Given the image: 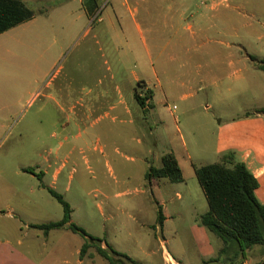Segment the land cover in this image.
Here are the masks:
<instances>
[{
  "label": "rangeland",
  "instance_id": "rangeland-1",
  "mask_svg": "<svg viewBox=\"0 0 264 264\" xmlns=\"http://www.w3.org/2000/svg\"><path fill=\"white\" fill-rule=\"evenodd\" d=\"M21 1L34 11L50 5ZM76 6L0 35V264H109L94 247L80 259L78 234L47 238L31 227L63 217L48 188L69 204L71 223L136 262L123 264H167L165 255L175 264H264V245L218 257L222 242L199 222L207 202L194 172L233 153L257 177L264 206V72L249 59L264 61V0L100 1L104 23L73 16ZM136 80L153 92L143 113ZM78 94L85 108L69 110ZM122 96L144 126L104 115ZM167 153L183 183L145 188L144 169Z\"/></svg>",
  "mask_w": 264,
  "mask_h": 264
},
{
  "label": "trees",
  "instance_id": "trees-1",
  "mask_svg": "<svg viewBox=\"0 0 264 264\" xmlns=\"http://www.w3.org/2000/svg\"><path fill=\"white\" fill-rule=\"evenodd\" d=\"M43 13L40 10L28 9L21 0H0V35L25 22L32 20L36 15ZM259 70L264 72V61H256L249 57ZM145 84L138 82L137 88ZM134 98L139 107L145 112L151 91L145 89L144 98H140L137 89ZM264 114V108L261 110ZM196 179L202 189L207 202L208 210L199 217L202 227L219 239L223 247L218 257L227 254L230 247L236 246L238 253L244 256L245 250L256 245H264V206L255 196L259 188L257 178L248 170L244 163L236 162L234 154L229 153L224 159L213 164L194 167ZM144 179L151 184L152 181L166 179L172 184L183 183V175L175 156L167 153L161 158L158 168L150 167ZM48 193L61 205L63 217L60 221L31 227L41 231L46 237L51 231L67 229L84 238V244L79 252L80 259L88 248L94 247L97 254L109 264H123L119 258L130 263H136L129 257L114 251L103 240L89 236L82 228L71 223L72 210L63 197L47 189ZM164 216L161 208H157L156 222L162 227ZM105 244L106 249L102 247ZM113 256L118 257L115 259ZM210 259L205 263L218 260Z\"/></svg>",
  "mask_w": 264,
  "mask_h": 264
},
{
  "label": "crops",
  "instance_id": "crops-1",
  "mask_svg": "<svg viewBox=\"0 0 264 264\" xmlns=\"http://www.w3.org/2000/svg\"><path fill=\"white\" fill-rule=\"evenodd\" d=\"M47 2L50 3V5H48L46 8H43V9H39L40 11H42L43 13L39 14V15H36L32 20L28 21V22H25L22 25H25L27 23H33L34 21H36V17H44V18H47L49 16V12L51 10H53L54 8H59L61 9V7L65 6V5H73V4H77L76 6V9L75 11L76 12H72V15L74 16V14H76V17H85V18H95V17H100L98 19V23H104L105 20L101 17L102 15V11H99V8H98V2L100 1H107V0H46ZM74 11V9L72 10ZM110 16V13L109 12H106V15L104 16L105 18L106 17H109ZM110 21H108L109 23ZM102 25V24H101ZM20 26V25H19ZM32 24L30 25L29 27V30H33L32 29ZM109 27H111V25L108 26V29ZM47 28V27H46ZM34 29H41V27H34ZM48 29V28H47ZM89 29V27L87 28ZM87 29H85L87 31ZM137 83L138 82H141L140 80H136ZM159 82V80H158ZM92 84V88L89 87L88 89V93L92 92L93 91V88L96 87L98 88L99 85H100V80L99 78H97L96 80L95 79H92L91 82ZM143 84H145V89H149L151 91V98H150V101L152 100L153 98V92L151 90V88L149 87V84L148 83H144V82H141ZM112 86H113V92L117 93V90H118V85L116 83V80L115 78L113 77L112 79ZM184 83H181V85H183ZM159 86H161L162 88V84L159 83ZM135 90L134 89V93H135ZM119 94L122 95V91H119ZM101 97V94H97V100H93L92 104L97 102L98 103V98ZM133 97H134V94H133ZM109 99V98H108ZM69 103V101H68ZM131 105H129L127 103V100L123 98V96L121 97V100H120V103H118L117 101L113 102L112 104H107V105H103L102 106V110L104 111V115L106 117H109L110 116V113H114V114H119V116H124V117H129L130 120H129V125H133V124H136V125H139V126H144V123L142 121V119L140 117H136L134 118L133 117V106H132V103H130ZM75 106L78 107V109H82V108H85V100L83 98V95L81 94L80 97H79V94L77 95V99L75 101V104H67V107H69V110H72ZM60 107V106H59ZM100 106H98L99 108ZM62 108V107H61ZM100 109V110H101ZM141 112L143 113L144 111L141 109ZM112 120L114 122H116L117 120V117L115 115V117L112 118ZM123 121H120L119 123L121 124ZM126 123V121H124ZM174 156L175 154L172 153ZM161 158H159V161H160V164H161ZM177 162H178V165H179V161L177 159V157L175 156ZM152 167L149 166L147 167L146 169H144V175L145 173L149 170V168ZM160 167V166H159ZM154 168H158V167H154ZM182 172V171H181ZM58 173L59 171H56L52 176H53V179L54 181L57 180V177H58ZM183 175V174H182ZM255 176V175H254ZM45 177V174L43 175V178ZM256 177V176H255ZM257 178V177H256ZM258 180V179H257ZM164 181H166V179H161L159 181H152L151 184H149L145 179H144V187L145 188H148V189H151L154 187V188H158L160 187L161 185L165 184ZM168 181V180H167ZM169 182V181H168ZM259 182V181H258ZM170 183V182H169ZM44 187V185H43ZM259 187H260V184H259ZM49 189V188H48ZM259 189V188H258ZM155 204L157 206V208L159 207L160 208V205L159 203H157L155 201ZM162 210V209H161ZM207 210H208V207H207ZM163 213V211H162ZM164 216V214H163ZM166 220V217L164 216V221H163V225H164V222ZM157 224V222H156ZM158 225V224H157ZM162 225V227H163ZM161 227V228H162ZM52 232V231H51ZM50 232V233H51ZM49 233V234H50ZM49 234L46 236L48 238ZM164 259H165V263H169V261H171V264H175L174 263V260L169 256V255H165L164 256Z\"/></svg>",
  "mask_w": 264,
  "mask_h": 264
}]
</instances>
